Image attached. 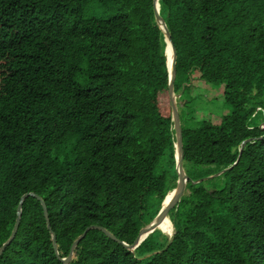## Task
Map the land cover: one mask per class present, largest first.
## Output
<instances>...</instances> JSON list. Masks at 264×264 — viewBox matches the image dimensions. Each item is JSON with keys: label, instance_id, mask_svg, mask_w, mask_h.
I'll use <instances>...</instances> for the list:
<instances>
[{"label": "trees", "instance_id": "trees-1", "mask_svg": "<svg viewBox=\"0 0 264 264\" xmlns=\"http://www.w3.org/2000/svg\"><path fill=\"white\" fill-rule=\"evenodd\" d=\"M159 3L189 176L175 233L131 250L94 227L65 263L89 225L134 243L176 187L165 36L153 0H0V246L35 192L58 249L28 196L0 264H264V0ZM196 74L226 113L195 118Z\"/></svg>", "mask_w": 264, "mask_h": 264}, {"label": "water", "instance_id": "water-1", "mask_svg": "<svg viewBox=\"0 0 264 264\" xmlns=\"http://www.w3.org/2000/svg\"><path fill=\"white\" fill-rule=\"evenodd\" d=\"M153 2H154V12H155L156 22L159 25V27L162 30V32L164 33V36H165L164 39H165L166 44H167V42L169 40L170 44H171V47H172V51H171L172 58H171L170 62H169L168 53H167L168 45L165 46V55H166V58H167V67H168V74H169V93H170V100H171V106H172V120L174 122V129H175V135H176V141H175V145H174L175 146L176 168H177V172H178V178H177L176 187L173 189V191L170 194L168 193L166 195V197L164 198V200L162 202V206H161L160 210L158 211L157 215L148 224H146L144 227L141 228V230H140L137 238L135 239L134 243L128 244V243H126L124 241H121L113 233H111L108 229H106L103 226H100V225H89L74 240V242L71 245V249H70V252H69L68 256L67 257H62V258L60 257V259L62 261H64L65 263H67L69 260H71L75 247L78 245L80 240L83 237H85L87 231L90 230L91 228H94V227L103 230L108 236H110L113 239L121 242L127 248H129L131 250H135V248L151 232H153L155 229H161V228H159V224H160L161 220L164 217L169 216L170 209L172 207H174L176 205V203L180 200L181 195H182V193L184 191V188H185V184H186V182L189 179V176L186 174L184 166H183V160H182V155H183V135H182V127H181L179 109H178V104H177V94L175 93V90H174V76H175V68H176V54H177V50H176V47H175V45H174V43H173V41L171 39V34L169 32V29L167 28L166 22H165V20L162 18L161 14H160V8H159L160 3H159V0H153ZM246 142H247V140H244L242 142L241 147H240V151H242V149L245 146ZM238 159H239V157L237 158L235 163L238 161ZM232 165H230L228 167H225L222 170H220V171H218V172H216L214 174L208 175V176L204 177L203 179H207V178H210V177L221 175L228 168H230ZM201 180L202 179L197 180V182H199ZM28 196H35L36 198H38L41 201V204H42L43 209H44V215H45V218H46L47 227H48V229L51 232L53 245H54L56 253L58 254L57 243H56V233L52 229L51 224H50V219H49V215H48L46 202L37 193H35V192H27V193H24L22 195L21 199H20V202H19L18 208H17V217H16L15 225H14L13 230H12L10 236L8 237V239L5 242H3L2 245L0 246V255L3 253L5 248L11 243V241L14 239V237H15L17 231H18V228H19V225H20V221H21V215H22V205H23L24 200ZM174 233H175V229H174Z\"/></svg>", "mask_w": 264, "mask_h": 264}, {"label": "rangeland", "instance_id": "rangeland-1", "mask_svg": "<svg viewBox=\"0 0 264 264\" xmlns=\"http://www.w3.org/2000/svg\"><path fill=\"white\" fill-rule=\"evenodd\" d=\"M191 95L195 97V118L202 119L208 113H226L228 110L222 106L218 97L222 94L223 87H215L212 84L200 79L199 74L193 78ZM179 95V94H178ZM264 127V122L262 124Z\"/></svg>", "mask_w": 264, "mask_h": 264}, {"label": "bare ground", "instance_id": "bare-ground-1", "mask_svg": "<svg viewBox=\"0 0 264 264\" xmlns=\"http://www.w3.org/2000/svg\"><path fill=\"white\" fill-rule=\"evenodd\" d=\"M159 8H160V6H159ZM166 45H168V48H167V53H168V58H169V62H170V60H171V58H172V54H171V51H172V47H171V44H170V41L168 40V42H167V44ZM173 191V190H172ZM171 191V192H172ZM171 192H169V194L171 193ZM159 228H161L162 230H163V232L165 233V234H167L168 236H172L173 235V233H174V225H173V221L171 220V218H170V216H166V217H164L162 220H161V222H160V224H159ZM160 229V230H161ZM161 230V231H162Z\"/></svg>", "mask_w": 264, "mask_h": 264}, {"label": "built area", "instance_id": "built-area-1", "mask_svg": "<svg viewBox=\"0 0 264 264\" xmlns=\"http://www.w3.org/2000/svg\"><path fill=\"white\" fill-rule=\"evenodd\" d=\"M263 114H264V109H263Z\"/></svg>", "mask_w": 264, "mask_h": 264}]
</instances>
